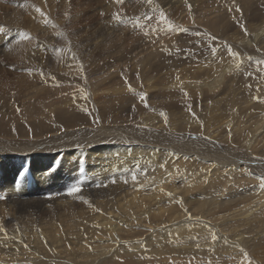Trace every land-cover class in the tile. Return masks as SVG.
Masks as SVG:
<instances>
[{
	"label": "bare ground",
	"instance_id": "bare-ground-1",
	"mask_svg": "<svg viewBox=\"0 0 264 264\" xmlns=\"http://www.w3.org/2000/svg\"><path fill=\"white\" fill-rule=\"evenodd\" d=\"M139 1L138 4H145L144 0ZM157 1L163 12L185 4L187 7L183 8L188 15H183L187 18L184 24L192 23L189 21L192 12L191 21L225 32L229 21H233L231 12L244 0H233L228 6L232 0ZM20 2V6H13L15 9L12 7L13 11L2 19L33 25L40 17L43 20L47 19L46 15L54 14L57 7L49 0ZM154 3L156 10L158 6ZM221 6L228 8L227 12ZM108 20L111 32L113 26L116 30L118 24L122 29L130 24L126 25L127 20L122 19ZM53 21L58 24L57 19ZM124 29L127 31V27ZM256 30L253 48L264 53V27ZM102 38H95L93 50L103 46ZM82 41L85 47L86 40ZM87 50L92 53L90 47ZM147 55L151 59L153 54ZM242 55L236 60L232 57L222 67L214 66V58L212 63L207 62L205 67L199 66L193 72L183 67L184 71L172 73L161 88L155 80L154 83L145 80L141 95L146 96L137 97V109L131 108L132 102L125 103L132 101L128 90L125 91L127 86H112V82L111 86L102 88L103 98H95L86 105L98 116L97 126L81 117L87 108L77 98H61L63 104H56L59 100L58 96L55 100L56 94L67 90L59 88L55 80L52 82L57 87L47 89L40 84L31 93H25L21 102L11 103L6 99L9 94H2L0 264H113L121 260L161 258L166 253L187 258L195 248L202 249L195 252L199 256L215 251L234 257L233 254L241 256L254 248L252 243L257 240L259 245L264 239V162L254 157L237 160L223 151L225 141H229L231 147L242 143L248 144L252 153L264 152V136L258 134L264 127V100L253 101L254 95L239 102L237 90L233 89L234 96L229 92L234 78L228 74L236 67L243 70L257 61V53ZM88 58L102 61L101 55L84 57ZM148 61V56L134 61V68L139 67L144 79L147 77L144 73L151 67ZM20 84L15 82V89L20 90ZM53 89L57 93L52 92L50 98L49 90ZM21 93L18 95L22 97ZM70 110L73 112L69 113ZM162 113L166 114V121ZM133 121L148 130H130L124 126L127 129L123 127L121 131L116 127L117 122ZM28 124L32 127L39 124L41 131L25 133L21 127ZM191 129H197L198 136L188 134ZM224 169L227 172L223 173ZM133 174L136 180L132 179ZM257 181L263 184L247 186L245 192L238 188ZM76 186L81 191L70 194ZM230 188L234 190L232 196L238 195L242 201L219 202L217 198ZM195 191L198 195H193ZM211 202L215 204L213 207Z\"/></svg>",
	"mask_w": 264,
	"mask_h": 264
},
{
	"label": "rangeland",
	"instance_id": "rangeland-1",
	"mask_svg": "<svg viewBox=\"0 0 264 264\" xmlns=\"http://www.w3.org/2000/svg\"><path fill=\"white\" fill-rule=\"evenodd\" d=\"M49 1L51 3H55V6H57L55 9H53L54 14L46 15L47 19L43 20H41L40 17L38 21H34L33 25H31L30 22L24 24L22 22L19 23L21 25L20 26L15 22L12 23V21H8L7 18H5V20L3 17L2 19V16L13 11V6H20V0H0V29L5 30L0 31V91L2 92H0V97L2 94L3 96L5 94H9L6 99H8L11 103L21 102L24 99V94L28 92L31 93L32 90H34L33 87L41 84L48 89L54 87L56 83L57 86L59 85V88L67 90L65 93H59L60 91L57 93L55 92L56 89H53L51 92L49 90L48 97H52L55 93H57L55 98V100L59 98L57 101L58 103H56L57 105L63 104L60 102L61 98L65 100L66 98L72 97L77 98L78 100L85 103L84 106L87 108V103L93 102L95 98H103L104 94L103 91H101L102 88H107L111 86L112 82H114V85L112 83V86L119 85L120 87H129V89L126 87L125 91L128 90L126 92L130 93V96L128 94L127 95L132 99V101H125V103L129 104L132 102L131 108L137 109V104L139 103L137 97L142 96L141 92L144 90L145 82H147L145 80L147 79L151 83H154L155 80L157 82L156 84H159V87L161 88L164 86V82L167 83V79L170 77V75H172V73H178L180 70L184 71L185 68L188 70V72H193L194 70H197L199 66L204 65L205 67L207 62L212 63L213 60V63H215L214 66L219 65L222 67L224 66V63L226 65L228 63L227 61L232 57L234 60H236L239 55L243 56L242 54L252 53L258 54L257 61L253 62L254 64H251L252 66L250 64L245 66L243 68L244 71L238 70L239 67H236V71L233 70L230 74H228L229 78L233 77L235 79V81L233 79L234 86L229 92L234 96L233 89L237 90L236 94L238 93V95L241 97L238 99L239 102H245L247 97L253 98L254 95L255 97L253 98V101L258 100L259 102V100H264L262 99L264 98V53H259V51H255L253 48L257 36L256 29L259 27H264V0H250L248 3H245L244 0L242 3H237L240 4V6L237 8V10H233L231 12L234 14L231 16L233 21H229L232 24L228 23L229 25L228 28H225V32L221 31L219 28L216 30L208 24H196L195 21H191L193 18L192 12H189L191 17H188L190 19L188 20L190 23H192L184 24L185 21H187V18L185 17L188 15V13L186 10H184V8L187 6H185V4L182 5L181 3L177 4L175 6L176 8L174 7L176 11L171 9L169 11L163 12L162 8L158 6L159 1L157 0H144L145 4H138L140 3L139 0H99L100 2H98V0ZM131 1H133V3H131ZM85 2H87V4H85ZM152 2H155L154 5L158 6L156 10H153ZM232 2L233 0L229 1L227 6L231 5ZM135 4L137 5L135 6ZM77 5H79V7H77ZM221 7L224 8L223 11L227 12L228 8L226 9L224 6ZM56 9H58V12L55 11ZM107 18H109L110 21L119 19L124 21L127 20L126 25L130 23L129 26H125L127 27V31L124 29L125 27L122 29L120 24H118V28L116 30L114 26L113 28L110 26V28L113 29V32H111V29L108 27L109 23L106 22L108 20ZM53 19L58 20L57 25L54 24ZM39 20L44 22H42L43 25L39 23ZM101 23L103 25H101ZM53 24L54 26H52ZM39 26H41L42 29L45 26V30L43 31ZM17 27H19V29ZM121 29V33L124 31L122 35L121 33H118ZM18 34H22L23 37L19 36ZM97 37H103L102 43L104 44H102L103 46H100L101 48L98 50H93L92 45L95 42V38ZM13 39L16 40L14 41ZM82 39L86 40L85 47V42L82 41ZM49 47L51 48L52 53L50 52ZM88 47H90L92 53H88ZM55 51L58 53H56L57 55L55 54ZM149 53L153 54L151 55V59L150 55H147ZM70 54L72 56H70ZM86 55H101L102 61L98 60V62L89 58L88 60H85L84 57ZM143 56H148V62L151 65L146 73H144L145 77L147 76L146 79L143 78L142 71L139 70V67L138 69L134 68V61H138L139 59L141 60ZM183 67L184 70L182 69ZM203 70H200V72ZM203 73L210 72L204 71ZM164 74L168 75L165 76ZM237 74L240 76L237 77ZM210 75L213 76L214 74L211 72ZM160 78L163 83L161 82ZM52 80H55L53 81L55 83H53ZM15 82L21 83L20 85L22 88H20V90L15 89ZM52 83L53 86L51 85ZM56 85L55 87H57ZM69 88H71V91ZM137 89L138 91H134ZM4 91H6V93H3ZM19 92H22V97L18 95ZM52 92L54 94H52ZM230 94L228 97L231 96ZM133 95H135L136 98ZM170 98L167 97V99ZM72 112L73 110H70L69 113ZM81 117H85L83 119H86V121L89 120L96 126L98 125L99 118L92 110H90L89 106L85 113L81 115ZM30 125L31 124H28L27 126L23 125L21 130L25 133H39L41 131L39 124H36V126L34 125L35 128ZM124 126H129L128 128L130 130H133L134 128H138L136 131L148 130V127H142V125H139L135 121L128 124H124L122 122L116 123V127H118V129L120 128L121 131H123L122 128ZM124 129H127V127H124ZM188 131L190 133H187L192 136H198L199 134L197 129H191ZM261 133V137L264 136V127L258 132V134ZM223 134L225 135L226 133ZM5 139L10 141L17 140L16 138L13 139L12 137H6ZM221 144L223 143L221 142ZM224 144L223 151L228 152L227 154L231 156H236V159L243 157L241 160H246L252 159L254 157L259 159L260 162H264V152L262 154L260 153L259 155L255 152L252 153V151L248 149V144L245 146V144L242 143H240V145L235 143L233 147L229 145V141H225ZM222 172H227V169H224ZM256 184L262 185L263 183L260 181L254 183L249 182L246 187L238 186V188L245 192L246 189L255 187ZM232 194L234 195V190L230 188L226 191V193H224V195L217 199L219 202L221 200H231L232 202L230 203L232 204L242 201L240 196H236L238 198L237 200V198L232 196ZM193 195H198V191H195ZM199 198V196H196V199ZM210 204L211 207L215 205H212V202ZM256 242L258 243V240ZM257 243H252V247L254 248H251L246 253L242 254V257L238 254H233L234 257L232 255L225 257V254L222 255V253L219 252V254L215 251L206 252L207 254H201L199 256V253L195 252L202 249L195 248L193 249L194 252L189 254L187 258L186 255L182 256L176 254L178 257H175L166 253L161 258L152 257L151 260L143 259L139 261L130 260L129 262L125 260L121 261L124 262V264H264V239L259 241V245H256ZM255 246L259 247V249H257ZM239 257H241V259ZM120 262L118 263L120 264ZM122 262L121 264H123ZM115 263L116 262L113 264Z\"/></svg>",
	"mask_w": 264,
	"mask_h": 264
},
{
	"label": "snow or ice",
	"instance_id": "snow-or-ice-1",
	"mask_svg": "<svg viewBox=\"0 0 264 264\" xmlns=\"http://www.w3.org/2000/svg\"><path fill=\"white\" fill-rule=\"evenodd\" d=\"M38 11H41L40 9H37ZM0 31H3V29H0ZM146 96V94H142V99ZM162 115H165V121H166V114H163ZM132 179L133 180H136L137 177L135 174L132 175ZM81 191V188L79 186H76V187H73L71 190H70V194L72 193H77V192H80ZM212 239L215 240L216 239V236L213 234L212 236Z\"/></svg>",
	"mask_w": 264,
	"mask_h": 264
}]
</instances>
